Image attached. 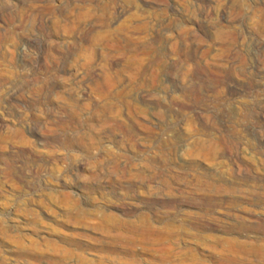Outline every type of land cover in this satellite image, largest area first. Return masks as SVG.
Masks as SVG:
<instances>
[{
    "label": "rangeland",
    "instance_id": "obj_1",
    "mask_svg": "<svg viewBox=\"0 0 264 264\" xmlns=\"http://www.w3.org/2000/svg\"><path fill=\"white\" fill-rule=\"evenodd\" d=\"M260 246L264 0H0V264Z\"/></svg>",
    "mask_w": 264,
    "mask_h": 264
},
{
    "label": "bare ground",
    "instance_id": "obj_2",
    "mask_svg": "<svg viewBox=\"0 0 264 264\" xmlns=\"http://www.w3.org/2000/svg\"><path fill=\"white\" fill-rule=\"evenodd\" d=\"M243 229H245V227H244ZM230 243H232V242H230ZM241 246H242V245H241ZM244 247H245V246H244ZM257 249H258V252H259L260 254H262L261 256L264 257V246H260V247H258Z\"/></svg>",
    "mask_w": 264,
    "mask_h": 264
}]
</instances>
